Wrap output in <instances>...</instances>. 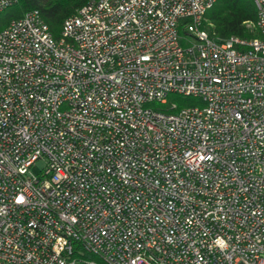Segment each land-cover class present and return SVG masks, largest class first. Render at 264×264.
Listing matches in <instances>:
<instances>
[{"label": "built area", "instance_id": "1", "mask_svg": "<svg viewBox=\"0 0 264 264\" xmlns=\"http://www.w3.org/2000/svg\"><path fill=\"white\" fill-rule=\"evenodd\" d=\"M215 1L0 29V264H264V0L225 39Z\"/></svg>", "mask_w": 264, "mask_h": 264}, {"label": "trees", "instance_id": "2", "mask_svg": "<svg viewBox=\"0 0 264 264\" xmlns=\"http://www.w3.org/2000/svg\"><path fill=\"white\" fill-rule=\"evenodd\" d=\"M91 0H17L9 7V18L0 19V29L7 26L12 19L21 17L25 12L37 9L43 21L48 25L50 32L57 37L64 20L90 2ZM256 9L252 0H216L206 10L202 26L207 29L209 35L220 39L230 36L249 38L257 35L254 27H247L246 23L254 22ZM182 30V26H180ZM168 104L176 103V108L171 111L199 103V100L192 97H183L170 94Z\"/></svg>", "mask_w": 264, "mask_h": 264}, {"label": "rangeland", "instance_id": "3", "mask_svg": "<svg viewBox=\"0 0 264 264\" xmlns=\"http://www.w3.org/2000/svg\"><path fill=\"white\" fill-rule=\"evenodd\" d=\"M9 15H11V14H10V10H9V8H8V9H6V10L0 12V19H1V20H5V19L9 18ZM246 25H247V27H249V28H252V27H253L251 23H247Z\"/></svg>", "mask_w": 264, "mask_h": 264}]
</instances>
